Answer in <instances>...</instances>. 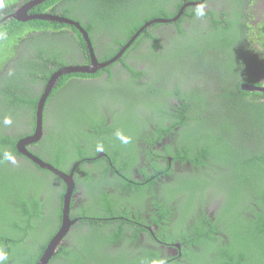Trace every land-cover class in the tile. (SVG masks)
Returning <instances> with one entry per match:
<instances>
[{"label":"flooded vegetation","instance_id":"af4514ba","mask_svg":"<svg viewBox=\"0 0 264 264\" xmlns=\"http://www.w3.org/2000/svg\"><path fill=\"white\" fill-rule=\"evenodd\" d=\"M103 1L114 3L112 0ZM49 2L45 0L30 8L28 14L55 16L65 22L48 20L51 25L38 24L28 32H18L22 38L8 42L6 46L7 53L14 51L18 60L7 64L0 75V150L10 153L16 163L0 160L1 174H13L22 168L33 180L41 182L47 179L49 183L59 185L55 199L50 202L53 206L42 212L48 221L56 222L57 229L60 222L61 228L62 218L58 222L57 207L61 197L62 216L64 202L69 196L68 232L73 231L75 236L84 235L90 233L95 225L93 230L98 238L116 236L109 249L119 251L126 263L214 264L213 260L225 251V246L233 247L234 240L235 247H240L244 236L232 233L229 215L233 211L249 221L254 219V214L260 215L262 210L247 199L250 193L244 195L240 188L231 192L235 185L231 188L225 184L226 180L240 178V171L237 177L233 164L235 152L231 146L226 151L228 144L219 145L214 155L208 154L204 165H201L204 158L192 163V158L203 156L204 151L193 143L188 145V156L181 153L183 157L174 158L166 154L168 145L171 153L177 152L182 134L178 132L179 127L169 131L170 123L163 116L169 106L177 107L179 104L171 97L177 89L191 94L203 87L217 90L221 86L214 84L212 79L227 71L232 64L251 71L231 80L237 86V92L248 102L264 103V92L243 88L245 85L264 88V0H191L184 2L178 10H175V5H169L168 14L177 12L176 16L143 21L140 27L128 29L125 34L117 30L121 20L103 21L91 14L96 0H53L48 5ZM200 4L205 5L203 17H198L195 11ZM43 5L45 7L41 8ZM22 6L15 5L11 14L3 19L0 17V24L13 20L7 17ZM187 7L190 10L183 18L184 22H180L182 29L177 31L174 23ZM172 42L187 51L176 56L177 50L181 49L174 47ZM220 53H227L228 58H220ZM196 59H202L204 63H186ZM225 60L233 61L222 65ZM94 61L102 67L91 73L71 72L49 85L61 70L89 67ZM214 68L219 69L214 72ZM65 76L68 78L64 80ZM30 96L37 100L34 112L33 101H28ZM146 97L156 104L155 113L146 104ZM161 101L165 105H159ZM39 103H43V107L40 129L37 130ZM79 108L88 117L77 127L83 149L93 150L91 156L94 158L81 160L92 170V184L80 170L76 172L81 161L68 171L59 169L70 177L66 183L35 164L20 147L24 140L39 132V139L25 146L26 153L55 168L53 163L59 157L50 154L61 152L50 151V148L55 146L53 141L58 133L71 131L64 125L78 114ZM192 112L193 109L187 116ZM5 118H10L11 123L5 124ZM164 120L168 128L157 129L159 122ZM75 126L76 123L72 127ZM263 130L252 131L250 135L243 133V145L239 135L230 136L234 141L232 146L239 143L238 150L257 149L253 142L264 137ZM118 131L130 137L131 142L122 144L115 135ZM197 134L206 141L203 133L189 132L185 136ZM247 136L250 137L245 142ZM89 139H102L116 148L107 153L97 152ZM230 156L233 160L227 158ZM95 160L104 170L111 169L106 181L100 180L99 166L91 165L90 161ZM115 161L120 170L113 166ZM253 176L250 175V180L244 184L257 178L252 180ZM217 179L224 182L215 186L211 182ZM98 187L106 194H100ZM176 187L178 191L174 193L172 189ZM69 191L71 193L67 195ZM102 196H108L112 207L104 205L106 199ZM26 201L33 205L28 197ZM123 204L125 207L121 214L126 217L119 216L118 208ZM113 211L114 217H111ZM87 212L98 215L94 223H81ZM250 227L254 229V226ZM259 227L263 235L255 237L254 231L252 236L257 239L253 244L261 242L259 250H263L264 223Z\"/></svg>","mask_w":264,"mask_h":264},{"label":"trees","instance_id":"16d2710c","mask_svg":"<svg viewBox=\"0 0 264 264\" xmlns=\"http://www.w3.org/2000/svg\"><path fill=\"white\" fill-rule=\"evenodd\" d=\"M27 1L28 0H5V7L0 9V17L3 19L5 16L13 12L12 8L15 5L19 7L22 6V4L27 3ZM49 1L48 5H50L53 0ZM112 1L114 3L108 4L103 0H96V3L93 5L90 12H92V15L98 16L103 21H109L110 19L121 20V25L117 30L125 34L126 32H129L128 29L140 27L143 21L146 23L154 19H167L176 16L177 12L176 14L169 15L167 7L169 5H175V10H178L184 2L191 0ZM43 7H45V5L41 6V8ZM189 10L190 9L187 7L179 19L174 23L177 31L182 29L180 22H184L183 18L187 17ZM67 12L68 11H66V13ZM52 15L58 14L52 13ZM3 23H6V25L3 26ZM38 24L51 25V22L33 20L24 23L16 20H7L0 24V32L7 33L6 38L0 39V75L2 74L1 72L4 67H7V64L18 60V58L17 60L15 59L17 55H15L14 51L12 54L7 53V43L16 42L21 39L22 37L19 33L25 31L28 32L29 28L35 27ZM71 29L76 30L73 27H71ZM262 39L264 41V34H262ZM172 44L174 46L175 42H172ZM263 45L264 42L262 47ZM174 47L181 49L177 50L178 52L176 53V56L182 54V51H187L182 50V46ZM186 47L187 46H184V48ZM221 52L223 51L221 50ZM220 58L227 59L228 54L220 53ZM231 61L233 60H225L221 64L225 65ZM190 62L200 64L204 63V60L196 59L186 63L190 64ZM213 66L215 67V64H213ZM216 69L219 68H214L212 70L216 72ZM245 73L250 74L251 71L239 69L235 64H232L227 71L224 70L221 75L216 76V79H212L214 84H219L221 86V88L219 87L217 90H211L208 87L205 89L203 87L202 89H196V91L191 94L190 92H181L177 89L174 92L175 96L172 94L171 97L177 99L179 104L177 107L172 105L169 106L170 109H167L163 116L166 117L170 123L169 131H172L175 127H179L180 129L178 132L182 134V138H180L178 142L180 146L177 152L171 153V146L168 145L166 148L169 151H167L166 154H169L174 158L177 156L183 157L181 153H184V156H188L187 149L190 147L188 145L189 143H193L192 145L197 147L200 146L204 151H202L203 156H194L192 158V163H196L204 158L201 162V165H204L206 159L209 158L208 154L214 155L219 145L228 144L226 151H228L231 146L232 148L230 149L235 152V160L233 164L235 165L234 169L237 177L240 171V178L226 180L225 184L230 185L231 188L235 185V188H233L231 192L239 190L240 188V191L244 195L250 193L247 199L257 204V207L262 210L260 215L254 214V219H250V222L247 218H244L245 216L239 215L233 211L231 212L232 214L229 215L231 217L228 220L232 224V233L243 235V241L240 247L237 245L235 247V240L232 248L225 246V251L218 255V259L213 260L214 264H264V249L259 250V244L261 242L258 245L253 244V240L257 239L255 237L263 235V231L260 229L259 224L264 223V137L259 141L254 140L253 145H255L257 149L251 148L249 150L247 149V151L238 150L236 147L239 146V143H235V146L233 147L232 145L234 141L230 138V136L239 135L242 142L241 144L243 145V133L250 135L252 131L256 132L258 129H264V103L258 104L257 101L253 103L246 101L243 95L237 92V86L234 85V81H231L235 78L242 77ZM66 78H68V76H65L64 80ZM226 84H229L230 86H226ZM152 89L154 90V88ZM28 101H33L32 105L34 112L37 100L33 98V96H30ZM145 102L155 113L156 104H154L153 99L146 97ZM159 105H165V103L161 101V104ZM192 109V115L187 116V113ZM77 113L78 114L72 116L73 119L68 120L67 122V119L65 120L66 124L64 126L71 131L58 133L53 141L55 146L50 148V151L61 152V154H50L53 157H59L58 161L53 163L58 170L68 171L76 162L87 157L90 159L94 158V156H91L93 150L86 151L83 149V141L79 137L81 134L77 127L79 122L81 126L82 122L88 118L87 114L80 108ZM177 119H179V122L176 123L175 121ZM138 120L140 123V118H138ZM75 123L76 126L73 128L72 126L75 125ZM167 128L166 120L159 122L157 127L159 130ZM83 131L86 132L87 130ZM189 132L206 134V141L202 138V135L198 136V134L193 137L185 136ZM136 136L137 134H135V137ZM186 137L187 140H185ZM249 137L250 136L246 137L245 142ZM89 140L94 146L102 144L104 152L106 153L109 150L116 148V146H111L102 139ZM36 144L37 143H35V145ZM259 145L261 146L259 147ZM118 149L120 150L121 148L118 147ZM14 152L15 154H18L16 150ZM227 158L233 160L232 156ZM0 160H4V152L2 150H0ZM25 161H27V159ZM64 162H66L65 165L62 164ZM119 162L122 163L121 161ZM90 163L94 167L98 164L96 160L90 161ZM116 163L117 161L114 162L113 166L120 170L121 167H116ZM126 163L127 162H125L124 165ZM80 164L81 166L76 168V172L80 170L82 174L87 176L88 182L92 184V170L86 166V162L81 161ZM97 166H99L100 180L106 181V175L111 169L104 170L101 165ZM249 169H253L254 171H248ZM1 173L2 171L0 170V248L8 253V258L4 264H37L49 242L54 237V234L56 231L58 232L60 228L59 221H61L62 218V198L60 197V193H58L60 200L59 207H57V220L59 222L58 229L56 228V222L48 221L47 215L42 213L45 208L53 206H50V202L55 199L57 188L60 186L49 183V180L47 179H43L41 182L40 180H33L27 177L26 172L22 170V168L16 170L13 174ZM250 175H254L252 180L256 176L257 178L252 182L244 184L245 181L250 180ZM223 182L224 181L217 179L211 183L215 186H220ZM33 184L38 185V187L35 188ZM27 188L28 190L26 194H24L23 191ZM97 189L100 194H106L101 188L98 187ZM172 190L175 193L178 191V187L173 188ZM21 193H23V195L19 196ZM26 197L30 199L33 205L30 206V202L26 201ZM41 197L43 198L42 201H40ZM101 198L106 199L104 205L112 207L111 202L108 200V196H102ZM229 199L235 200L234 198ZM228 203L230 204L229 200ZM124 207L123 204L118 208L120 213L119 216L121 217H126V215L121 214L123 213L122 209H124ZM71 212L70 214L72 215ZM241 212L243 213V210H241ZM113 215L114 211L112 212L111 217H114ZM84 216L86 218L81 220V223L83 224H92L98 217V215H91L89 212ZM100 217L103 216L100 215ZM256 223L257 227L255 228ZM250 225L254 226V229H252ZM94 227L95 225H93L90 233H85L84 235L79 236H75L73 231L67 232L63 238V243L59 246L57 252L47 264H131L122 261V255L119 251L109 249L114 245L116 236H101L98 238V234H96L97 232H94L93 230ZM106 228L110 229L107 226ZM254 231L255 237L252 236ZM100 235L101 234H99V236ZM250 241H252L250 243L251 245H248ZM261 241H264V239H261ZM134 262L138 263L136 260Z\"/></svg>","mask_w":264,"mask_h":264},{"label":"water","instance_id":"95a60500","mask_svg":"<svg viewBox=\"0 0 264 264\" xmlns=\"http://www.w3.org/2000/svg\"><path fill=\"white\" fill-rule=\"evenodd\" d=\"M45 0H31L28 4H25L22 6L20 9H18L14 14L8 16L7 18L16 20V21H31V20H51V21H57V22H65L64 19L55 17V16H49V15H29L28 11L30 8L37 6L38 4L42 3ZM102 67V65L98 64L97 62H93V64L89 67H84V68H67L61 70L58 74H56L52 78V82L49 84L52 86L55 82V80L59 77H62L66 74H69L71 72L74 73H91L97 70L98 68ZM246 90L249 91H256V92H264L263 87L255 86V85H245L243 87ZM42 107L43 103H39L37 113H36V118H37V130L38 128L40 129V124H41V113H42ZM37 132V131H36ZM40 137V133L37 132L35 135H33L31 138H28L24 140L20 147L22 148V152L29 157L30 160H32L35 164H37L39 167L42 169L48 170L57 177L63 179L66 183L70 181V177L67 176L66 174H63L59 170H56L55 168L44 164L37 158L32 157L31 155L26 153L25 146L36 142ZM71 191V190H70ZM67 195H70V192ZM69 196L66 197V200L64 202V209H63V215H62V226L57 233V235L49 242L48 246L46 247L44 253L42 254L41 258L39 259L37 264H47L48 261L53 257V255L56 253L59 245L62 244L63 242V237L66 235V232L68 231V226H69V221H68V211H69V202H68Z\"/></svg>","mask_w":264,"mask_h":264},{"label":"clouds","instance_id":"9594fccd","mask_svg":"<svg viewBox=\"0 0 264 264\" xmlns=\"http://www.w3.org/2000/svg\"><path fill=\"white\" fill-rule=\"evenodd\" d=\"M5 7V0H0V9H2V8H4ZM204 9H205V5L204 4H200V5H198L197 7H196V9H195V11H196V15L198 16V17H203L204 15H205V11H204ZM6 36H7V33H3V32H0V39H3V38H6ZM4 123L5 124H10L11 123V119L10 118H5V120H4ZM116 138L122 143V144H128V143H130L131 142V138L130 137H128V136H125L123 133H121V132H116ZM96 151L97 152H102V151H104V148H103V145L102 144H98L97 146H96ZM4 159L5 160H8V161H10L11 163H13V164H15L16 163V160H15V158L10 154V153H7V152H5L4 153ZM60 230V229H59ZM59 230H58V232H59ZM57 231H56V233L54 234V237L57 235V233H58ZM68 232V231H67ZM66 232V233H67ZM53 237V238H54ZM52 238V239H53ZM64 238V237H63ZM63 243V242H62ZM60 246V245H59ZM59 248V247H58ZM57 252V251H56ZM7 258H8V253L6 252V251H4L2 248H0V264H4V262L7 260Z\"/></svg>","mask_w":264,"mask_h":264}]
</instances>
